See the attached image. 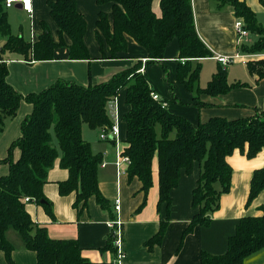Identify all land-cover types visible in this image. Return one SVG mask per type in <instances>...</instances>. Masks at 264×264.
<instances>
[{"label": "trees", "instance_id": "trees-1", "mask_svg": "<svg viewBox=\"0 0 264 264\" xmlns=\"http://www.w3.org/2000/svg\"><path fill=\"white\" fill-rule=\"evenodd\" d=\"M98 5L111 4V17L99 11L95 39L101 58H118L127 50V37L145 48L146 63L163 58L167 44L177 39L179 58L177 81L197 94H224L235 84H229L224 68L218 66L204 88L197 85L201 71L200 59L211 56V51L199 38L193 19L190 0H159L160 14L152 10L153 0H95ZM264 6V0H260ZM50 16L57 25L59 40H53L47 27L30 43L10 31L4 0H0V133L4 120L15 115L22 100L32 110L20 124V136L9 146L6 157L0 159L9 165L8 173L0 176V251L8 264H13V245L7 239L12 229L26 249L36 253L38 264H89L82 257L76 239H52L43 226L35 223L25 209V197L40 203L53 217L51 206L42 187L47 181L48 169L61 152L60 166L68 170V178L59 182L61 195L76 192L73 206L80 212L94 196L104 209L108 200L98 186V169L102 155L91 150L81 130L85 123L91 129H101L112 121L107 111L108 102L125 89L129 105L124 115L126 135L122 154L130 159L127 175L141 181V191L152 186V163L158 167V205L165 204V217L155 235L144 242L151 250L159 244L170 218V192L178 184L182 171L191 172L198 162L200 173L192 190L195 213L184 229L178 249L185 236L196 226H208L211 214L218 208L221 194L228 192L232 169L227 157L238 149L247 157L264 150V111L253 115L226 119L211 117L192 124L186 118L169 112L161 102L151 97L152 90L139 71L140 62L113 74L106 81L87 86L58 80L49 87L26 95L18 93L6 80L8 68L2 53L16 52L32 60L53 58L54 49L65 46L69 59H89L83 41L86 22L77 10L75 0H47ZM219 7L230 5L236 17H241L246 29L258 35L251 45L240 49L260 53L264 49V26L242 0H217ZM70 40L66 44L64 36ZM250 74L264 77V58L250 59L246 64ZM159 127V132H157ZM53 137L57 147L53 145ZM18 148L16 160L11 151ZM264 189V167L253 171L247 204ZM41 204V203H40ZM259 215L242 216L235 232L228 238L227 248L221 254L200 253V264H243L245 259L264 249V207ZM264 264V263H263Z\"/></svg>", "mask_w": 264, "mask_h": 264}, {"label": "crops", "instance_id": "crops-1", "mask_svg": "<svg viewBox=\"0 0 264 264\" xmlns=\"http://www.w3.org/2000/svg\"><path fill=\"white\" fill-rule=\"evenodd\" d=\"M255 13L257 21L264 26V6L260 0H242ZM77 10L83 15L86 30L83 41L89 53V59H69L65 46L54 49L49 60H32L16 52H4L1 57L7 64V82L20 94L39 92L58 80L87 86L106 81L113 74L140 62L139 71L144 75L153 93H156L162 106L169 112L186 118L192 124L204 122L211 117L235 119L253 115L255 111H264V77L250 74L246 64L240 59L222 65L215 54L233 55L249 53L240 49L241 45H251L258 35L249 32L245 38H238L234 30L237 18L230 5L219 7L217 0H190L196 32L212 55L195 59L200 61L201 71L197 85L204 88L218 66L226 70L227 81L233 85L224 94H197L189 91L177 81V68L184 58H179L177 39L171 40L161 59L146 63L148 57L144 47L131 37H127V50L118 58H101L99 45L95 39L96 20L99 11H105L111 17V4L98 5L95 0H75ZM152 10L160 14L159 0L152 1ZM7 9V8H6ZM7 17H17L19 22L13 34L21 35L24 40L33 43L47 27L54 41H58L57 25L50 16L47 0H31V12L22 8L21 2L8 7ZM28 19V20H27ZM23 22V23H22ZM11 26V23H9ZM66 44L70 43L65 35ZM3 40L0 39V46ZM251 59L264 58V49ZM250 60V59H249ZM209 61L215 62V67ZM211 71L210 76H208ZM210 77V78H209ZM208 79V80H207ZM203 80V82H202ZM125 89H121L114 99V106L107 111L111 121L116 114L119 126V140H99V129H91L85 123L81 134L88 141L94 153L102 155L98 169V186L101 194L108 200L109 208H102L94 196L80 212L73 206L76 192L61 195L58 184L68 178V170L60 166L61 152L47 172V181L42 191L51 206L53 217L45 207L35 201L25 203V209L32 220L47 230L52 239H76L83 258L89 264H200V253L221 254L227 248L228 238L233 235L239 219L246 215H259L264 207V189L247 204L249 184L255 169L264 167V150L253 157H247L235 149L228 157L231 166V184L228 192L221 194L218 208L211 214L208 226H196L185 236L178 249L182 233L195 213L192 206V190L200 173L198 162L193 164L190 173L181 172L178 184L170 192V218L159 244L149 250L144 242L155 235L160 221L165 217V204L158 205V167L154 158L152 163V186L146 194L141 191V181L127 175V163L116 165L124 146L126 122L124 115L129 110L125 102ZM32 110V105L22 100L12 117L4 120L0 133V159L6 157L11 143L20 136V124ZM159 132V127H157ZM54 138V137H53ZM56 140V139H55ZM11 157L16 160L20 151L14 148ZM9 165L0 162V176L8 173ZM119 200L118 216L123 223L121 248L124 256L118 261L117 249L107 221L113 219L114 202ZM14 231V230H13ZM12 229L7 231V239L13 245L11 259L13 264H38L36 253L26 249L19 236ZM264 249L251 255L243 264H263ZM0 264H8L3 251H0Z\"/></svg>", "mask_w": 264, "mask_h": 264}, {"label": "built area", "instance_id": "built-area-1", "mask_svg": "<svg viewBox=\"0 0 264 264\" xmlns=\"http://www.w3.org/2000/svg\"><path fill=\"white\" fill-rule=\"evenodd\" d=\"M15 2H21L22 8L28 12H31V0H4V4L7 8L10 7ZM234 30H235V33L237 34L238 38H240V39L247 37L249 34V31L246 29L245 23L241 17H237L235 19ZM255 56H257V54H255V53H240L239 52V53H235L233 55L215 54L214 59H216L220 64L225 66V65H228V64L236 61L237 59H240V61L243 64H247L249 59H251L252 57H255ZM151 97L156 101L160 100L159 96L156 93L152 92ZM114 99H115V97L108 102V106H114L115 105ZM113 116H114V121H112L109 125L103 126L100 129L99 136H100V139H102V140H108V139L110 140L111 139L114 142L117 141V142H115L117 144L118 140H119V126L117 123L115 112L113 113ZM123 162L129 164L130 159L126 155H123L122 153H120V155L116 161V165L120 166V164ZM24 201L29 202L30 198L25 197ZM113 208H114V211L117 213V215L113 219L107 221V225H108V227L111 231V234L113 236V243L117 249L116 259L119 261L124 256V252L121 248L122 238H123V234H122L123 223L118 216V212L120 209L118 199L115 200Z\"/></svg>", "mask_w": 264, "mask_h": 264}, {"label": "rangeland", "instance_id": "rangeland-1", "mask_svg": "<svg viewBox=\"0 0 264 264\" xmlns=\"http://www.w3.org/2000/svg\"><path fill=\"white\" fill-rule=\"evenodd\" d=\"M8 10H9V9L7 8L6 11L8 12ZM27 20H28V19H27ZM17 21H18V20H17V17H15L14 15H12V16H11V21L9 22V23H11V26H10V31H11V33H15V32L17 31V28H15V26L19 23V22H17ZM22 23H23V22H22ZM0 39H1V36H0ZM208 63L211 64V66H212V69H211V70H213V68L215 67V65H214L215 62L209 61ZM210 74H211V71L209 72L208 76H210ZM209 78H210V77H209ZM207 80H208V79H207ZM202 82H203V80H202ZM99 134H100V131L98 132V138H99V140H101ZM101 141H103V140H101ZM115 142H117V141H115ZM53 145H54L55 147L58 148V146H57V142H56L55 138H53ZM2 163L7 164V163H5V162H2ZM12 231H13V230H12ZM13 233H14V235H16L14 231H13Z\"/></svg>", "mask_w": 264, "mask_h": 264}, {"label": "water", "instance_id": "water-1", "mask_svg": "<svg viewBox=\"0 0 264 264\" xmlns=\"http://www.w3.org/2000/svg\"><path fill=\"white\" fill-rule=\"evenodd\" d=\"M44 202H45L44 200H41V201H40L41 204L44 203Z\"/></svg>", "mask_w": 264, "mask_h": 264}]
</instances>
